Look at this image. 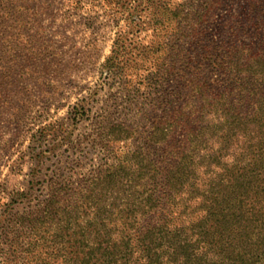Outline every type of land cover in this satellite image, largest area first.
<instances>
[{
    "label": "trees",
    "instance_id": "16d2710c",
    "mask_svg": "<svg viewBox=\"0 0 264 264\" xmlns=\"http://www.w3.org/2000/svg\"><path fill=\"white\" fill-rule=\"evenodd\" d=\"M165 8L176 40L201 39L202 10ZM247 10L211 52V75L184 60L181 88L157 96L148 122L95 123L103 156L89 185L12 191L0 205V264H264V0Z\"/></svg>",
    "mask_w": 264,
    "mask_h": 264
},
{
    "label": "rangeland",
    "instance_id": "374dc122",
    "mask_svg": "<svg viewBox=\"0 0 264 264\" xmlns=\"http://www.w3.org/2000/svg\"><path fill=\"white\" fill-rule=\"evenodd\" d=\"M211 1L0 0V205L27 185L44 192L89 185L103 156L90 142L95 123L148 122L163 105L157 96L181 88L184 60L205 66L214 47L229 45L230 25L248 13L247 0L208 9ZM164 7L202 10L201 39L176 40L177 24ZM116 38L119 54L107 72L102 63ZM12 43L22 47L18 56L10 54Z\"/></svg>",
    "mask_w": 264,
    "mask_h": 264
}]
</instances>
